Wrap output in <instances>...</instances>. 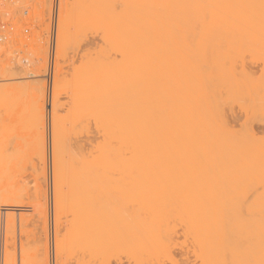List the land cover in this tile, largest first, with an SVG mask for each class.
<instances>
[{"label":"rangeland","instance_id":"rangeland-1","mask_svg":"<svg viewBox=\"0 0 264 264\" xmlns=\"http://www.w3.org/2000/svg\"><path fill=\"white\" fill-rule=\"evenodd\" d=\"M195 1L188 3L194 7L200 3ZM155 3L60 0L51 83L46 74L53 0H0V264H51L54 234L61 238L57 264H264V213L253 203L255 195L264 196V130H258L264 105L257 104L264 88V24L241 29L238 20L257 17L242 10L236 13L241 17H230L237 21L234 29L201 36L197 30L195 36L189 21L198 13L181 7L172 25L176 37L149 42L138 33L161 22L162 5ZM98 12L107 17L102 23L95 20ZM222 15V21L228 17ZM161 41L164 55L169 52L163 63ZM150 71L157 72L153 88L147 86L151 92L130 110L110 99L111 91L130 87L128 76L139 78L136 91L143 88ZM151 93L154 103L145 98ZM147 101L159 116L164 108L163 120L172 118L163 132L147 134L158 121L147 126ZM233 111L236 119L228 117ZM38 115L46 165L39 157ZM174 127L182 133L175 144L185 153L171 177L169 167L158 168L141 153ZM250 142L254 146L243 153L258 166L232 169L236 147ZM54 161L63 167L54 170ZM237 172L246 182L233 189L229 175ZM226 194L246 205L242 216L250 227L246 232L242 225L246 234L239 236L242 219L234 220L238 235L234 229L219 248V233L196 236L190 206ZM42 249L50 250L49 258Z\"/></svg>","mask_w":264,"mask_h":264},{"label":"bare ground","instance_id":"bare-ground-1","mask_svg":"<svg viewBox=\"0 0 264 264\" xmlns=\"http://www.w3.org/2000/svg\"><path fill=\"white\" fill-rule=\"evenodd\" d=\"M181 1V0H180ZM185 1V0H184ZM192 1V0H186V2L184 3V4H181V3H183V2H178V1H176V0H155V2H159L160 3V5H162L160 8L162 9V12H160L161 10H159V12L161 13L160 15L162 16H158V19L159 18H161V19H159V20H161V22L159 21L157 24H159L158 25V27L156 28V29H153V30H151V29H148V30H145V31H141L140 33H138V34H140L141 35V37H148V39H149V42H151L153 39H155L157 36H159V37H167V38H169V37H171V36H174L173 38H175L176 37V34H177V30H176V28H177V26L175 25V27H172V25L173 24H177V22L175 21L176 20V18L178 19V14H180L179 12L182 10V9H186L185 7H187V12L189 11V13L190 14H192L193 12L194 13H198L194 18L195 19H190V21L192 22H190L189 21V23L191 24V26L190 27H192L191 29L192 30H196V31H191V32H193V33H195V36L197 35L196 34V32H197V30L199 31V32H197V33H199V35L198 36H201V33L203 34V33H205V34H207L208 32L207 31H209L210 29H212V30H210V32L208 33V34H210V33H212L214 30H217V29H219V30H221V27H222V29H223V27H225L224 29H234L233 27L231 28V26H234V25H236V23H237V21H233V19L237 16V17H241V15L242 14H240V16H238L239 15V13H238V15H236V13L237 12H240V11H242V12H240V13H245V12H248L249 10L251 11V10H253V11H255V13H256V18L254 19V20H251L250 22H248L249 20H238V22H240V23H238V24H242L243 26H245V27H242L241 29H243V30H247V29H249V28H247V27H249L250 25H261V24H264V19H263V16H264V1H260V2H256L255 4H248V3H246L245 1H243V2H240V0H237V1H232V0H230V2L231 3H228L229 2V0H211L210 1V3H209V1L207 2V3H205L206 1H204V3L205 4H200L201 3V0H199L200 1V3L196 6H194L193 7V5H192V3L191 4H189L190 2ZM195 1V0H194ZM197 1V0H196ZM195 1V2H196ZM212 1H214V2H212ZM189 2V3H188ZM212 2V3H211ZM109 3V2H108ZM157 3H155L156 5H158V6H160L159 5V3L157 4ZM196 3H198V2H196ZM209 3V4H208ZM237 3V4H236ZM242 3H244L242 6H241V4ZM258 3V4H257ZM169 4V6H167L168 7V9H167V7H165L166 5H168ZM185 4H187V5H185ZM245 5V6H244ZM255 5V6H254ZM158 6L156 7V8H158ZM251 6H253V7H251ZM181 7H182V9H181ZM244 7V8H243ZM166 8V9H165ZM164 11V12H163ZM183 11V10H182ZM181 11V12H182ZM222 13L223 14H227L228 15V19L226 18V19H223V21L221 20L222 18L221 17H223L224 15H222ZM99 14V15H98ZM104 13L102 12V14H100L99 12L97 13V17H96V19L95 20H99L98 22L99 23H102L103 22V19L105 20L107 17H105L104 18V15H103ZM148 15H149V13H147ZM229 14H230V16H229ZM235 16H234V15ZM233 15V16H232ZM190 16H192V15H190ZM234 17V18H230V17ZM250 16V15H249ZM221 18V19H220ZM187 20V19H186ZM226 20V21H225ZM101 21V22H100ZM221 21L223 22V24L221 23ZM106 22V21H105ZM236 22V23H235ZM188 23V22H187ZM186 23V24H187ZM223 26H222V25ZM224 24H226L227 26H224ZM234 24V25H233ZM230 26V27H229ZM190 27H188V28H190ZM257 28V27H256ZM214 29V30H213ZM252 29V28H251ZM142 30V29H141ZM144 30V29H143ZM190 30V29H189ZM218 30V31H219ZM201 31H204V32H201ZM161 38V39H162ZM172 38V39H173ZM163 40V39H162ZM150 44V43H149ZM161 47H160V51H161V62L163 63V59H164V56L166 57V55L169 53L168 51V53L167 54H165L164 55V47H163V42L161 41ZM166 50H167V48H166ZM174 53V52H173ZM163 66V65H162ZM251 70H252V68H251ZM157 71V70H156ZM253 72H254V70H253ZM155 73H157V72H153V71H150L148 74V77H147V79L146 80H148V81H152L153 79H154V77H153V74L154 75H156ZM200 75V74H199ZM199 75H198V77H199ZM164 76V71H163V69H162V67H161V70H160V82L162 83L164 80H163V77ZM202 76V75H201ZM203 77H200V79H197L198 80V82H201L203 79H202ZM138 79L139 78H137L136 79V77L134 78V77H129L128 76V78H127V81H129V83L131 82V84H130V87L129 88H125L126 90H124L123 91V89H122V93H121V89H120V91L119 90H117V89H115V90H113V91H111V93L113 92V94L111 95V93H110V99H113L114 100V98H115V100H117V106H118V104H119V106H120V108L121 109H127V110H130V108H131V105H134V104H136L137 102H139V100L140 99H143L144 98V95L145 96H147L148 94L145 92V91H149V87L151 86V89L153 88L152 87V85L154 84V82L152 81V83L151 82H149V84H148V81H145V80H143L142 82H144L143 84L144 85H142V86H144L143 88L140 86L139 87V89L138 90H141V88L143 89V94L142 93H140V92H142V91H136V86L138 87V85H139V82H140V80L138 81ZM137 80V81H136ZM199 80H201V81H199ZM195 81V80H194ZM141 82V83H142ZM197 82V83H198ZM204 82V81H203ZM137 83H138V85H137ZM199 84H201V83H199ZM162 85H163V83H162ZM183 85V84H182ZM181 84H179L178 83V86L176 85V92L175 93H177L176 94V96L178 97V95H179V98H180V95L182 94V93H180V87L182 88L183 86H182ZM147 86H149V87H147ZM202 86V85H201ZM163 87V86H162ZM161 87V88H162ZM120 88V87H119ZM200 88H202V87H200ZM204 88V87H203ZM150 89V90H151ZM183 89V88H182ZM162 90V91H161ZM202 90V89H201ZM263 91H262V94H261V96H259V99H257V104H262V105H264V88L262 89ZM160 94L162 93V92H164V90L163 89H160ZM117 92V93H116ZM120 92V93H119ZM149 92H151V91H149ZM117 95H116V94ZM174 93V94H175ZM153 93H151V94H149L150 96V98L148 97H145L147 100H150L151 99V97L153 96L152 95ZM163 94V93H162ZM199 94V93H198ZM200 96L201 95H203V92L201 93V94H199ZM162 96V95H161ZM164 96V95H163ZM171 96V95H170ZM175 96V98H177ZM183 96V95H182ZM113 97V98H112ZM38 98H40V97H38ZM38 98H37V100H38ZM166 98V97H165ZM164 98V99H165ZM179 98H178V100H179ZM154 99H155V97H154ZM162 99H163V97H162ZM161 99V101H163ZM151 101V100H150ZM149 101V102H150ZM154 100H153V97H152V102H153ZM160 101V102H161ZM166 101V100H165ZM154 102H156V101H154ZM153 102V103H154ZM153 103H151L150 102V104H152V105H154ZM166 103V102H165ZM169 103V102H168ZM39 105H40V103H38ZM147 107L149 108V110H150V106H151V109H152V105H150V106H148V101H147ZM174 104V103H173ZM165 105V104H164ZM118 106V107H119ZM161 106H163V102H161ZM160 106V107H161ZM158 107V106H157ZM168 107V106H167ZM38 109L37 110H40V108L41 107H37ZM123 109V110H124ZM156 109V108H155ZM154 108H153V111L152 110H150L152 113H149V111H148V113L149 114H151L150 116L151 117H149V115H147V119H148V121H146V122H148V123H146L147 124V126L148 127H150L151 129H152V126H153V123H152V121L154 120L155 121V118H157L158 119V121H155V122H157V123H154L155 125V128H153V131L151 132V130H150V132H149V130H148V132L149 133H147V134H152L155 130L154 129H156V133H158L159 131L160 132H163L162 131V129L164 130V128L166 127V125L165 124H167V123H169V120H171V119H167V121H165V119L163 120V109H160V110H162L161 112H160V116H159V114H157L155 111L156 110H158V108L155 110ZM40 111H42V108H41V110ZM154 112L156 113V114H154ZM158 112V111H157ZM235 111H233L232 112V115L231 116H229L228 115V117H232V118H235L236 119V117H238L239 116V114H238V116L236 115V112L234 113ZM38 113H39V111H38ZM42 113V114H41ZM43 111L42 112H40L39 114L40 115H43ZM165 113V112H164ZM174 113V112H173ZM40 115H38V118H39V121H38V131H37V133H38V137H37V142H39V144H38V146L39 147H41V150H39V157H40V160L42 161V164H45L46 163V151H45V146H46V144H45V139H44V130H43V132H42V129H43V123H44V121H42L41 120V118H43V116L42 117H40ZM156 115V116H155ZM166 115V114H165ZM153 116H155V117H153ZM172 117H173V114L171 115ZM154 119H153V118ZM166 118V117H165ZM177 118V117H176ZM175 118V119H176ZM230 118H228V119H230ZM146 119V120H147ZM233 120V119H232ZM234 121V120H233ZM163 122H166V123H163ZM177 122V121H176ZM171 123V122H170ZM39 124L40 125H42L43 127H39ZM144 125V124H143ZM156 125H159V126H156ZM172 125V124H171ZM144 127V126H143ZM42 128V129H41ZM259 128L260 129H258V130H264V123L261 125L260 124V126H259ZM170 130H172L171 132H170V135H169V137H164V138H160L158 141L156 140V142H153V140L151 141V142H149V143H151L150 145H149V147H148V150L146 149V153H147V157H146V155L144 156V154H146V153H141V154H143L142 155V158H146L148 161H150V158H152V159H154V163H152L153 165L154 164H156V166H158V168H167V167H169L168 169H170L169 170V172L171 173V177H172V175L173 174H176V169H175V165H177V163H178V160L180 161V158L182 157V159H184L183 158V153H185V152H181L180 150H179V148L180 147H177V145L175 144V140H174V138L177 140V138H178V136H177V134H178V131H180L181 132V130H180V128H178V130H177V128H176V131H174L175 130V127L172 129V128H170ZM143 132H144V130H143ZM155 133V132H154ZM180 134V133H179ZM178 134V135H179ZM182 134V133H181ZM180 134V135H181ZM185 134V133H184ZM146 135V134H145ZM162 135H163V133H162ZM161 135V136H162ZM174 135H175V137H174ZM153 136V135H152ZM155 136V135H154ZM160 136V137H161ZM176 136H177V138H176ZM180 137V136H179ZM138 138V137H137ZM157 138V137H156ZM152 139V138H151ZM143 141V140H142ZM252 142H250V143H247V144H245V145H241V146H237L236 147V149H235V153H233V155L230 157V160H229V162H230V164H229V166L233 169L234 167H245V166H248V168L249 167H251V168H253V167H255V166H258V164L255 162V161H252V159L251 158H249V155H248V157H246L245 155H244V153L243 152H248L247 150H249L248 148H252L253 146H252V144H251ZM41 144V145H40ZM148 144V143H147ZM252 146V147H251ZM181 149V148H180ZM183 151V150H182ZM185 151V150H184ZM249 154V153H248ZM185 155L186 154H184V157H185ZM150 157V158H149ZM144 158V159H145ZM145 159V160H146ZM181 159V160H182ZM143 160V159H142ZM151 162H153V161H150V164H151ZM183 164V163H182ZM46 165V164H45ZM53 165H54V170H60L62 167H63V164H61V162H55L54 161V163H53ZM253 166V167H252ZM171 167H173V169L171 170ZM44 169V168H43ZM168 169H167V171H168ZM175 169V171H174V173H172V171ZM230 171V170H229ZM231 172V171H230ZM234 172V171H233ZM160 173H164V172H160ZM229 173V172H228ZM239 172H237V173H232V174H230L229 175V181H230V186H232V188L233 189H235L234 187L236 186V188H237V186L239 187V184L242 186L245 182L242 180V179H244L240 174H238ZM159 174V173H158ZM161 175H163V174H161ZM161 175L159 176V177H156V178H158V179H154L155 181H159V180H161L160 179V177H161ZM225 175H227V172H226V174ZM158 176V175H157ZM164 176V175H163ZM163 176L161 177L162 179H163ZM166 177V176H165ZM171 177H169V179H172ZM173 177H174V175H173ZM224 178V177H223ZM225 178H228V177H226L225 176ZM220 179V178H219ZM164 180H165V178H164ZM164 180H162V181H164ZM221 180V179H220ZM226 180V179H225ZM170 181V180H169ZM228 181V182H229ZM241 182L243 183V184H241ZM229 186V185H228ZM234 186V187H233ZM231 188V187H230ZM257 191V190H256ZM263 191H264V189H263ZM262 191V193H264ZM233 195H225V196H223L222 198H219L218 197V199H214V200H212L213 202H211V201H208L207 203L205 202V203H196V204H193L192 206H190V207H192V208H190V211H191V213H193L192 215V217H193V221H194V232L196 231L197 233H195L196 234V236L197 237H206V238H209L211 235H209V234H214V233H219V234H217V236H218V238H217V245L219 244V243H222V242H224V244L226 243V241H227V239L228 238H226V240H225V237L226 236H231V234L232 235H235L236 233V235H238V232H237V228L239 227V226H242V225H244V226H246L248 229H246V227H245V229H246V232H249V227H250V225L249 224H247V223H249V222H245L246 220L244 219V218H246V217H244V216H242V214H243V212L245 211V209H246V205H245V207H244V205L243 206H239V205H241V204H237V202L236 203H234V201H233V199H231V197H232ZM256 197L255 198H257V202H256V199H255V202H253L254 203V205L255 206H258L257 207V209H259L258 211L259 212H263L264 213V196H263V194H261V192H260V194H257V195H255ZM209 197V196H208ZM212 197V196H211ZM213 198V197H212ZM233 202H232V201ZM232 202V203H231ZM231 204H233L232 206H231ZM253 205V206H254ZM238 206V207H237ZM248 206V205H247ZM254 206V207H255ZM232 207V208H231ZM251 204H250V208H248V209H250L251 210ZM256 208V207H255ZM192 209V210H191ZM247 209V210H248ZM246 210V211H247ZM249 210V211H250ZM261 210V211H260ZM252 212H254L253 210H251ZM251 211H250V213H248V215L249 216H251ZM258 212V213H259ZM259 215V214H258ZM262 215V214H261ZM244 217V218H243ZM242 220H241V219ZM248 218H250V217H248ZM259 218V217H258ZM261 218V217H260ZM264 218V217H263ZM238 219H240L241 220V222H239V220ZM252 219V218H251ZM262 219V218H261ZM235 220V222H234V224L236 223V221H238L237 223H238V225H237V227L232 223L233 221ZM245 220V221H244ZM242 221H244V222H242ZM251 221H253V222H251L252 224H255L254 223V220H251ZM196 223V224H195ZM228 223H231V225H229ZM242 223H244V224H242ZM258 223H259V221H258ZM204 224V225H203ZM241 224V225H240ZM246 224V225H245ZM251 224V226L253 227V225ZM103 226H104V224H103ZM230 226V227H229ZM231 226H232V229H231ZM107 226H104V228H106ZM240 228V227H239ZM239 228H238V230H239ZM107 229V228H106ZM236 230V233H234L235 232V230ZM242 229L243 230H239V236H241L242 234L243 235H245L246 233L244 232V228H243V226H242ZM232 232H230V231ZM233 230V231H232ZM248 230V231H247ZM251 230V229H250ZM106 231H109L108 229L106 230ZM240 232H242V233H240ZM245 234H244V233ZM106 234L107 235H109L107 232H106ZM203 235V236H202ZM209 236V237H208ZM220 237V238H219ZM238 237V236H237ZM211 239V238H210ZM213 239V240H212ZM211 240L212 241H215V238H212ZM220 240V241H219ZM223 240H225V241H223ZM46 242H47V240L45 241V243L43 244L44 246H42V248L44 247L45 248V245H46ZM50 242H51V240H50ZM213 243H215L216 244V242H212V246H213ZM105 244V243H104ZM214 244V245H215ZM223 243H222V245L220 246V244H219V248L220 247H222L223 245H224ZM49 245V244H48ZM48 245H46V248H48ZM60 245H61V238H59V236H57V235H55L54 234V237H53V242H52V246L50 245V250H51V252H50V263L51 264H57V259H58V256H59V253H60ZM216 246V245H215ZM215 246H214V248H215ZM218 247V246H217ZM43 248V249H44ZM42 249V251L44 252V256L46 255V252H47V250H43ZM218 249V248H217ZM49 250V251H50ZM48 251V252H49ZM48 252H47V254H48ZM43 256V257H44ZM46 256H48V255H46ZM45 259H46V257H44ZM48 258H49V256H48ZM42 262H43V264H47V261H45V260H43L42 259Z\"/></svg>","mask_w":264,"mask_h":264},{"label":"built area","instance_id":"built-area-1","mask_svg":"<svg viewBox=\"0 0 264 264\" xmlns=\"http://www.w3.org/2000/svg\"><path fill=\"white\" fill-rule=\"evenodd\" d=\"M59 8H60V0H53V5H52V17H51V26H52V40L50 42L49 46V62H50V67L48 69V72L46 76L48 77V80L53 82V63L55 59V46H56V33H57V24H58V13H59ZM48 81V82H49Z\"/></svg>","mask_w":264,"mask_h":264}]
</instances>
